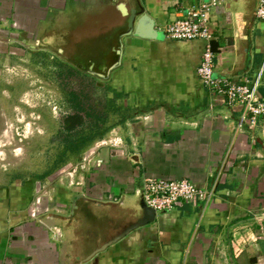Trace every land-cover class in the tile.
<instances>
[{
	"label": "crops",
	"instance_id": "crops-1",
	"mask_svg": "<svg viewBox=\"0 0 264 264\" xmlns=\"http://www.w3.org/2000/svg\"><path fill=\"white\" fill-rule=\"evenodd\" d=\"M212 1L0 0V55L14 37L9 28L32 36L36 25L62 24V39L75 33L73 55L83 51L81 62L92 69H110L121 50L109 87L125 105L123 117L103 133L122 144L94 153L86 175L75 177L82 188H69L67 176L56 187L57 176L0 177V264H264V119L255 127L242 122L243 105L229 108L204 87L197 69L205 41L164 34L191 7ZM258 4L224 0L209 16L215 75L239 83L262 72L264 99ZM121 5L128 13L142 9L162 38L125 35ZM145 177L186 180L208 198L156 213L154 222L111 242L143 218Z\"/></svg>",
	"mask_w": 264,
	"mask_h": 264
},
{
	"label": "rangeland",
	"instance_id": "rangeland-1",
	"mask_svg": "<svg viewBox=\"0 0 264 264\" xmlns=\"http://www.w3.org/2000/svg\"><path fill=\"white\" fill-rule=\"evenodd\" d=\"M47 26L36 25L41 33L32 36L9 28L14 37L0 55V177L57 176L56 187L67 176L77 190L82 184L75 177L86 175L94 153L111 147L114 135L103 133L123 117L125 105L112 99L113 72L82 64L83 51L73 55L75 33L65 41L64 25ZM94 55L102 60L99 50Z\"/></svg>",
	"mask_w": 264,
	"mask_h": 264
},
{
	"label": "built area",
	"instance_id": "built-area-1",
	"mask_svg": "<svg viewBox=\"0 0 264 264\" xmlns=\"http://www.w3.org/2000/svg\"><path fill=\"white\" fill-rule=\"evenodd\" d=\"M223 1L214 0L209 4L191 7L185 16L167 25L164 28V34L168 39L175 41L203 40L206 42V49L197 69L199 80L212 94L225 98L229 108L238 104L243 105L246 115L242 122L255 127L260 119H264V99L259 94L262 72L253 82L242 80L239 83L215 75L216 55L212 47L215 41V30L211 27L209 15L210 8L223 4ZM256 18L264 19V0H259ZM121 144V138L114 135L110 141L111 147H119ZM140 197L142 202L156 213H168L183 204L205 201L208 194L186 180L174 181L145 177Z\"/></svg>",
	"mask_w": 264,
	"mask_h": 264
},
{
	"label": "water",
	"instance_id": "water-1",
	"mask_svg": "<svg viewBox=\"0 0 264 264\" xmlns=\"http://www.w3.org/2000/svg\"><path fill=\"white\" fill-rule=\"evenodd\" d=\"M120 10L123 12L125 16L128 17L127 21V31L125 35L133 36L141 40H160L162 38V33L156 29L154 20L149 17L148 14L144 13L142 9L140 11H131L130 13L126 12L124 6L121 5ZM141 15V16H140ZM115 54L117 55V61L114 63L110 69H107L103 72H107V74L112 73V71L119 67L121 62V50H116ZM140 208L143 211V218L136 221L134 225L129 227L122 233L121 235L117 236L113 241V243L120 240L122 237H125L129 232L139 227H143L154 222L156 217V212L145 205L143 202L140 205ZM105 247L101 250H104Z\"/></svg>",
	"mask_w": 264,
	"mask_h": 264
},
{
	"label": "trees",
	"instance_id": "trees-1",
	"mask_svg": "<svg viewBox=\"0 0 264 264\" xmlns=\"http://www.w3.org/2000/svg\"><path fill=\"white\" fill-rule=\"evenodd\" d=\"M213 47V46H212ZM214 50V49H213Z\"/></svg>",
	"mask_w": 264,
	"mask_h": 264
}]
</instances>
